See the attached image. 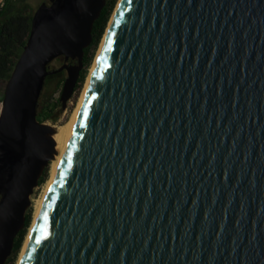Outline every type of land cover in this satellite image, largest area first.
<instances>
[{
	"label": "water",
	"instance_id": "obj_1",
	"mask_svg": "<svg viewBox=\"0 0 264 264\" xmlns=\"http://www.w3.org/2000/svg\"><path fill=\"white\" fill-rule=\"evenodd\" d=\"M106 1L32 14L0 102V264L57 152L45 80L65 72L63 112ZM18 264H264V0H118Z\"/></svg>",
	"mask_w": 264,
	"mask_h": 264
},
{
	"label": "trees",
	"instance_id": "obj_2",
	"mask_svg": "<svg viewBox=\"0 0 264 264\" xmlns=\"http://www.w3.org/2000/svg\"><path fill=\"white\" fill-rule=\"evenodd\" d=\"M116 2L117 0H107L98 18L93 22L91 44L84 49L83 68L80 71L75 89L80 87L85 78L92 55L101 41ZM33 12L27 4V0H6L5 7L0 12V102L4 84L8 80L29 36ZM53 62L58 64L56 68L60 66L57 58L51 62V69H54L52 67ZM47 82L48 77L45 80V83ZM51 97L45 99L40 96L36 117L38 122L43 123L49 120L60 106L59 98L53 100ZM47 173L48 167L38 180V186H41L46 181ZM31 218V209H29L25 216L24 228L15 237L11 256L5 264L15 263L30 226Z\"/></svg>",
	"mask_w": 264,
	"mask_h": 264
},
{
	"label": "rangeland",
	"instance_id": "obj_3",
	"mask_svg": "<svg viewBox=\"0 0 264 264\" xmlns=\"http://www.w3.org/2000/svg\"><path fill=\"white\" fill-rule=\"evenodd\" d=\"M43 2L47 3L48 0H27V4L30 6L32 11H35L36 8L40 4H42ZM117 2H118V0H117ZM117 2H116V4H117ZM116 4H115V7H116ZM115 7H114V9H115ZM114 9H113V11H114ZM113 11H112V13H113ZM105 31H106V29H105ZM105 31H104V33H105ZM103 36H104V34H103ZM103 36H102V38H103ZM102 38H101V40H102ZM100 43H101V41H100ZM100 43H99L97 49L94 51V53L92 55V60H91L89 66L87 68V72H86V75H85V78H84L83 82L81 83L79 88L74 90L73 95L71 96L70 100L67 102L65 110L63 112H61L60 111V106H59L55 110V112H57L59 114L58 117L54 121H51L49 119V120L44 121L43 123H46V124L52 126L55 129V127H57V126H59L61 124H64L65 122H67L70 119L71 115L73 114V111L75 110V108L77 106L79 98L82 95L86 80H87L88 75L90 73V69H91V67L93 65L94 59H95V57L97 55V52L99 50ZM61 64H62L61 60H59V65H61ZM56 65H58V64L55 63V62L52 63V67L54 69L56 68ZM65 76H66V74H65L64 71L59 73V74H56V75H53V76H49L48 77V82L44 84V87H43V90H42V93H41V97H44L45 99H47L50 96H52L51 98L53 100H55L56 98H59L60 91H61L63 80H64ZM50 166H51V164L48 166V173H47L46 181L41 186H38L36 189H34L33 194L30 197L31 204H30L29 209H31V216H32L30 226H31V224L33 222V219H34L36 202L41 198V196H42V194L44 192L46 183L50 179L49 178L50 175H51L50 174L51 173L50 172ZM30 226H29V228L27 230L26 236L28 234ZM26 236H25V239H26ZM25 239H24V241H25ZM24 241H23V244H24ZM23 244H22V246H23ZM21 249H22V247H21ZM20 253H21V250H20V252H19V254L17 256V259H16L14 264H17V262L19 260Z\"/></svg>",
	"mask_w": 264,
	"mask_h": 264
},
{
	"label": "bare ground",
	"instance_id": "obj_4",
	"mask_svg": "<svg viewBox=\"0 0 264 264\" xmlns=\"http://www.w3.org/2000/svg\"><path fill=\"white\" fill-rule=\"evenodd\" d=\"M98 51H99V50H98ZM97 55H98V52H97ZM97 55H96V57H97ZM96 57H95V59H94L93 65H92V67H91V69H90V73H89L88 78H87V80H86V83H85V86H84V89H83L82 95H81V97L79 98V101H78V103H77V106H76L75 110L73 111V114L71 115L70 119H69L67 122H65L64 124H61V125L55 127V133H54L53 138H54V141H55V147H54V148H55V150H56L57 152H56V153H52V154H51V157H50L49 165L51 164V166H50V172H51L50 174H51V175H50L49 178H51V176H52V173H53V171H54V168H55L56 162H57L58 158L62 155V152H63V150H64V147H65V144H66V142H67L68 136H69L70 132H71L72 129H73V126H74V123H75V119H76V116H77L78 110H79V108H80L81 102H82V100H83V97H84V94H85V91H86V88H87V85H88V81H89V79H90L91 73H92L93 68H94V63H95ZM51 162H52V163H51ZM49 181H50V179H49V180L47 181V183H46V186H45L44 192H45V190H46V188H47V186H48ZM44 192H43L42 196L44 195ZM42 196H41V198H42ZM41 198H40V199H41ZM40 199L36 202L34 219H35V216H36L37 211H38V205H39V201H40ZM34 219H33V221H34ZM32 224H33V222H32ZM32 224H31V226H30V229H29V231H28V234H27L26 239H25V241H24V244H23V246H22L21 253H20V255H19V259L21 258L22 251H23L24 245H25V243H26V240H27V238H28V236H29V233H30V230H31ZM18 262H19V260H18ZM18 262H17V264H18Z\"/></svg>",
	"mask_w": 264,
	"mask_h": 264
},
{
	"label": "built area",
	"instance_id": "obj_5",
	"mask_svg": "<svg viewBox=\"0 0 264 264\" xmlns=\"http://www.w3.org/2000/svg\"><path fill=\"white\" fill-rule=\"evenodd\" d=\"M5 4H6V0H0V12L5 7Z\"/></svg>",
	"mask_w": 264,
	"mask_h": 264
},
{
	"label": "flooded vegetation",
	"instance_id": "obj_6",
	"mask_svg": "<svg viewBox=\"0 0 264 264\" xmlns=\"http://www.w3.org/2000/svg\"><path fill=\"white\" fill-rule=\"evenodd\" d=\"M58 60H61L62 61V58H58Z\"/></svg>",
	"mask_w": 264,
	"mask_h": 264
}]
</instances>
